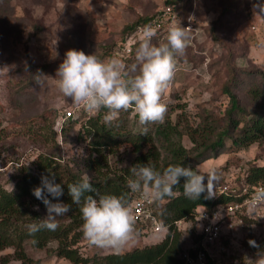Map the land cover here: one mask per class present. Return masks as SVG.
I'll return each instance as SVG.
<instances>
[{
  "label": "rangeland",
  "instance_id": "obj_1",
  "mask_svg": "<svg viewBox=\"0 0 264 264\" xmlns=\"http://www.w3.org/2000/svg\"><path fill=\"white\" fill-rule=\"evenodd\" d=\"M169 1L0 0V134L8 131L7 137L0 140L1 187L12 190L21 169L30 167L40 155L53 156L73 171L88 174L85 165L89 155L88 140H81L77 133L87 124L85 120L97 115L103 118L107 110L89 113L64 97L55 79L38 86L34 77L43 73L55 78L65 53L71 49L96 54L101 59L117 58L125 64L133 63L138 46L128 56L130 52L124 47L129 41L120 42L123 27L138 16L154 14ZM240 2L242 5L236 6L234 0H192L187 20L191 32L184 54L176 58L174 79L163 96L167 104L164 119L177 122L178 116L184 113L188 124L196 126L203 110L217 113L225 107L227 98L221 94V88L226 80L225 61L231 50L244 55L234 59L236 65L243 67L248 60L247 68L264 70V0ZM164 40L166 35L153 42ZM182 106L183 109L178 108ZM72 109L77 121L61 134H55L53 139L52 122L63 111ZM130 109L129 114L123 111L119 117L128 128L136 131L143 125L138 122L134 108ZM26 127L31 128L26 130ZM182 142L186 148L191 146L187 137H183ZM130 153L129 145L122 143L109 155V173L119 171V167H128ZM250 165H264V142L244 150L228 148L225 154L206 161L199 170L207 173L215 169L218 182L224 180L222 185L233 188L239 187L236 179L243 177ZM91 176L96 175L92 173ZM256 212L261 218L255 221L247 218L248 226L235 228L234 236H225L224 243L221 241L209 248L215 264H252L258 255L264 254V206ZM44 213L46 215V211ZM61 218L65 220V216ZM177 227L184 252L190 247L191 232L198 233L200 225L185 222ZM144 235L147 236L138 234L136 241L122 250L101 249L84 238L78 250L94 264L92 258L96 256L157 244L164 232ZM249 241H255L259 247L250 246ZM56 247V242L42 249L33 248L29 241L24 245L26 254L39 264H73L56 256ZM12 251L6 249L0 256ZM8 264L20 263L13 260Z\"/></svg>",
  "mask_w": 264,
  "mask_h": 264
},
{
  "label": "trees",
  "instance_id": "obj_2",
  "mask_svg": "<svg viewBox=\"0 0 264 264\" xmlns=\"http://www.w3.org/2000/svg\"><path fill=\"white\" fill-rule=\"evenodd\" d=\"M234 1L236 6L242 5L240 0ZM191 5L192 0H171L163 8L171 7L181 18V26L186 28ZM161 10L152 15L138 16L132 23L125 25L120 42L125 43L127 37L137 27L146 24L154 25V21L163 23L162 27L157 29L153 40L167 35L168 30L165 29L167 21L162 20ZM189 32L191 30H188ZM139 42L140 39H137L131 45L128 56L132 54ZM228 56L224 65L226 80L221 88V94L227 98V103L222 110H217V113L209 109L200 112V121L196 126L188 124L184 113L178 116L177 122L166 118L161 123L156 122L152 126L143 125L136 131L128 128V124L120 117L111 125L106 124L100 115L85 120L87 124L81 128L82 133L78 131L77 134L81 140H88L89 155L85 160V165H87L86 170H88L95 189L89 194H124L131 203L134 192L128 188L127 181L131 176L130 168L136 164L155 165L160 171L174 164L190 165L195 169L208 160L218 159L226 153L228 148L237 147L244 150L253 144L264 142V70L259 67H255L254 70L247 68L248 60H245L246 65L243 67L236 65L234 59L243 58L244 55H237L233 50ZM178 108L183 109L184 106ZM129 112L131 109L125 113L129 114ZM61 115L52 122L53 139H55V134L57 135L54 126ZM76 121V119H70L62 130H66ZM181 123L182 129L180 130ZM30 128L26 127V130ZM7 134L8 131L0 134V140L5 139ZM183 137L188 138L190 147L186 148L183 145ZM122 143L128 144L131 148L129 166L119 167V171L111 174L108 157L114 154ZM103 169L105 171H102ZM92 173L96 176H91ZM50 175H54L55 182L63 186L64 194L60 201L69 204L70 211L64 215L65 220L59 217V227L55 231L45 229L38 231L35 235H29L27 225L39 222V219L45 216L46 211L44 204L32 194L33 189L40 186L42 176ZM81 177L80 172H75L68 165L59 163L53 156L40 155L30 167L21 169L12 190L0 186V253L9 248L13 250L11 254L0 256V264H8L13 260L20 264H39L37 260H33L26 254L24 245L27 241L37 249L46 248L51 242H56V256L73 264H90L91 259L82 256L78 250L79 243L84 239L81 205L72 203L68 193V185L78 183ZM236 180L239 186L246 184L250 188L256 186L264 188V165H250L243 177H237ZM183 183L182 179L180 184L174 188L173 197L153 202V214L160 224L163 223L166 226L163 230L164 237L159 243L123 253L96 256L92 258L93 263L182 264L185 251L194 258L199 248L194 250L191 246L198 245L201 235L192 231L190 247L183 252L177 223H194V215L198 208H203L211 215L218 206L238 199L230 193L231 191L222 195H216L214 191L212 198H206L208 194L205 192L199 199H190L184 194ZM224 183V180L216 182V184ZM227 186L231 188L230 185ZM48 198L52 199L51 196ZM53 202L56 201L53 200ZM36 208L39 210H35ZM135 227L140 234L142 225L136 224ZM141 236L147 235L141 234ZM222 239L226 237L223 236L221 241ZM224 242L225 240L222 241ZM207 259V264H215L212 258Z\"/></svg>",
  "mask_w": 264,
  "mask_h": 264
},
{
  "label": "clouds",
  "instance_id": "obj_3",
  "mask_svg": "<svg viewBox=\"0 0 264 264\" xmlns=\"http://www.w3.org/2000/svg\"><path fill=\"white\" fill-rule=\"evenodd\" d=\"M138 31L140 42L133 63L125 64L117 58L101 59L96 54L71 49L65 53L55 78L39 73L34 77L35 83L40 86L44 81L55 79L59 91L76 107L89 113L106 109L103 119L108 125L130 108H134L141 125L162 122L167 113L163 96L174 79L176 58L187 47L188 28L182 27L180 20L174 21L168 27L166 40L158 43L153 42L157 29L152 25L146 24ZM199 169V165L193 169L190 165L174 164L160 171L155 165L136 164L130 168L127 185L132 192L159 202L173 197L174 188L183 179L184 194L188 198L199 199L205 192L206 198H212L219 179L217 172L211 169L202 173ZM94 191L86 172L78 183L68 185L72 203L81 205L83 237L101 249L122 250L133 244L138 232L134 210L126 195L89 194ZM32 194L44 204L46 215L39 222L27 225L29 235L45 229L55 231L59 227L58 218L70 211V205L60 201L63 186L55 182L54 175L42 176L40 186ZM253 201H264V188L259 189ZM165 227L161 223L160 230ZM249 244L259 247L255 241ZM252 264H264V254L258 255Z\"/></svg>",
  "mask_w": 264,
  "mask_h": 264
},
{
  "label": "built area",
  "instance_id": "obj_4",
  "mask_svg": "<svg viewBox=\"0 0 264 264\" xmlns=\"http://www.w3.org/2000/svg\"><path fill=\"white\" fill-rule=\"evenodd\" d=\"M162 20L167 21L165 24V29L168 30L170 24L174 21L179 20L178 15L171 7H165L161 10ZM156 29L162 27V21L153 22ZM137 29L127 37L129 45L125 46L124 49L130 52V46L135 43L137 39H140L139 29ZM186 28L190 29L191 26L187 25ZM125 41V43L127 42ZM70 119H75V111H63L61 117L57 120L54 129L60 134L65 123ZM239 186V185H238ZM261 186H256L250 188L246 184H240L239 187L230 188L227 185L215 184L214 191L216 195H222L226 193L234 194L238 199L232 201L226 205L218 206L213 213L210 215L203 208H198L196 214L194 215V223L200 225L198 234L201 235V239L198 245L191 246L192 249L197 250L195 257L192 258L188 253L183 256L182 264H207L208 259L211 258L209 253V248L221 241L224 236L230 237L234 236L233 230L235 228H244L248 226L247 218L254 220L261 218L256 212L264 206V201H253L254 195L261 189ZM132 208L135 215V225L141 224L142 229L139 233L146 234L148 232L158 233L160 232V222L153 214V201L144 198L139 193H134L133 199L131 201ZM181 222L177 223V226Z\"/></svg>",
  "mask_w": 264,
  "mask_h": 264
},
{
  "label": "crops",
  "instance_id": "obj_5",
  "mask_svg": "<svg viewBox=\"0 0 264 264\" xmlns=\"http://www.w3.org/2000/svg\"><path fill=\"white\" fill-rule=\"evenodd\" d=\"M201 166V165H200Z\"/></svg>",
  "mask_w": 264,
  "mask_h": 264
}]
</instances>
